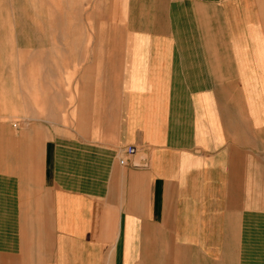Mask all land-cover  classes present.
Segmentation results:
<instances>
[{
    "label": "crops",
    "instance_id": "obj_1",
    "mask_svg": "<svg viewBox=\"0 0 264 264\" xmlns=\"http://www.w3.org/2000/svg\"><path fill=\"white\" fill-rule=\"evenodd\" d=\"M52 13L0 0V264H264V0Z\"/></svg>",
    "mask_w": 264,
    "mask_h": 264
},
{
    "label": "rangeland",
    "instance_id": "obj_2",
    "mask_svg": "<svg viewBox=\"0 0 264 264\" xmlns=\"http://www.w3.org/2000/svg\"><path fill=\"white\" fill-rule=\"evenodd\" d=\"M56 6V0H45V8H46V20L50 19L53 20V13H52V7ZM50 11V12H48ZM56 15V14H55ZM110 35L114 34L115 31V25L112 23V21H110ZM49 35L51 37H55V43H51V45L49 46V49H43V51L50 53V59H46L45 60V64L41 59H33L30 60V67L32 66V70L28 71L29 75H26V71H21L19 70V75L14 76V78H17L19 80V84L20 85H27L26 81L23 80H27V79H31L33 81V84L38 83V80L41 78L40 73L43 72L42 71V66L45 69H52V73H50L48 70H45L44 72V78L45 79V88L47 89L48 87L50 88L49 90H56V28H50L49 29ZM5 62L8 64L13 62V66L14 67H19L22 68L24 66H26L28 64V61H26L25 59H15L12 58V56L10 54L5 56L4 51H0V67L2 68L5 64ZM37 69V70H35ZM0 81H1V77H0ZM20 89V88H19ZM25 94H27V92H24ZM51 94V99H56L55 95H56V91L55 92H49ZM23 92H19L18 93V98H22ZM36 95L38 99H42V95L40 93L37 92H31L29 93V96L34 100L36 99ZM22 114L20 112H15L13 114L14 119H17L19 116H21Z\"/></svg>",
    "mask_w": 264,
    "mask_h": 264
},
{
    "label": "built area",
    "instance_id": "obj_3",
    "mask_svg": "<svg viewBox=\"0 0 264 264\" xmlns=\"http://www.w3.org/2000/svg\"><path fill=\"white\" fill-rule=\"evenodd\" d=\"M121 163H122V164H125V163H126V159H124V158L121 159Z\"/></svg>",
    "mask_w": 264,
    "mask_h": 264
}]
</instances>
